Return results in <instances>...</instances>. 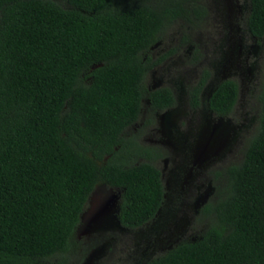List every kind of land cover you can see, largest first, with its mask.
<instances>
[{
	"label": "trees",
	"instance_id": "16d2710c",
	"mask_svg": "<svg viewBox=\"0 0 264 264\" xmlns=\"http://www.w3.org/2000/svg\"><path fill=\"white\" fill-rule=\"evenodd\" d=\"M197 0H0V264L64 259L99 183L122 189L119 223L151 221L164 201V157L141 141L156 110L175 106L169 86L150 89L149 54L177 20L201 21ZM250 33L264 37V0H250ZM211 71L190 87L191 108ZM239 85L227 78L207 100L231 114ZM149 114L138 130L143 99ZM258 127L244 157L215 173L201 208L208 226L145 264H264V85Z\"/></svg>",
	"mask_w": 264,
	"mask_h": 264
},
{
	"label": "rangeland",
	"instance_id": "374dc122",
	"mask_svg": "<svg viewBox=\"0 0 264 264\" xmlns=\"http://www.w3.org/2000/svg\"><path fill=\"white\" fill-rule=\"evenodd\" d=\"M207 11L199 22L177 20L170 24L149 54H171L149 71L150 89L169 86L177 105L156 111V124L143 143L159 144L168 151L155 164L161 170L165 199L157 215L145 225L128 229L118 220L122 189L99 183L91 193L76 228L73 250L64 259L39 264H145L183 241L198 239L208 226L203 205L214 197L215 173L239 163L258 127L260 93L264 85V37L248 28L250 0H197ZM208 69L211 77L201 105H188V92ZM239 85L231 114L219 115L207 100L224 79ZM143 99L138 130L149 114Z\"/></svg>",
	"mask_w": 264,
	"mask_h": 264
},
{
	"label": "flooded vegetation",
	"instance_id": "af4514ba",
	"mask_svg": "<svg viewBox=\"0 0 264 264\" xmlns=\"http://www.w3.org/2000/svg\"><path fill=\"white\" fill-rule=\"evenodd\" d=\"M203 91V90H202ZM202 94V93H201ZM175 98H176V96H175ZM177 105V98H176V104H175V106ZM188 105H189V102H188ZM175 106H173V107H175ZM173 107H171V108H173ZM190 107V106H189ZM169 109V108H168ZM193 109H196V108H193ZM156 111H161V110H156ZM155 111V112H156ZM164 111V110H163ZM155 112L152 114V117H151V119H152V122L148 125V126H145L144 128H143V131H142V133H143V135L141 136V141L143 142V136H144V134L146 133V131L148 130V129H150L151 127H153L155 124H156V116H155ZM147 116V115H146ZM145 119V118H144ZM144 119H143V122H144ZM143 122H142V124H143ZM142 127V126H141ZM149 145H152V146H156L157 148H160L163 152H165L164 153V157L167 155V153H168V151H167V149L165 148V147H163L162 145H159V144H149ZM163 157V158H164ZM163 158H161V159H159L158 161H157V163L160 161V160H162ZM163 180V179H162ZM164 184V183H163ZM164 190H165V188H164ZM164 199H165V192H164ZM164 202V201H163ZM163 204V203H162ZM162 207V206H161ZM161 207H160V209H161ZM159 209V210H160ZM159 210L157 211V213L159 212ZM157 213H156V215H157ZM155 215V216H156ZM150 222V221H149ZM129 229V228H128Z\"/></svg>",
	"mask_w": 264,
	"mask_h": 264
}]
</instances>
